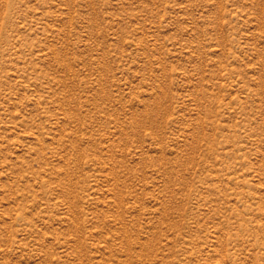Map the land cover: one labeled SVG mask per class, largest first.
Wrapping results in <instances>:
<instances>
[{
	"label": "rangeland",
	"instance_id": "rangeland-1",
	"mask_svg": "<svg viewBox=\"0 0 264 264\" xmlns=\"http://www.w3.org/2000/svg\"><path fill=\"white\" fill-rule=\"evenodd\" d=\"M0 264H264V0H0Z\"/></svg>",
	"mask_w": 264,
	"mask_h": 264
}]
</instances>
